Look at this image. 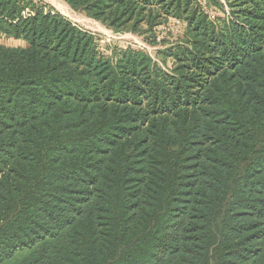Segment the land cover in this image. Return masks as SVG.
<instances>
[{"label":"trees","instance_id":"1","mask_svg":"<svg viewBox=\"0 0 264 264\" xmlns=\"http://www.w3.org/2000/svg\"><path fill=\"white\" fill-rule=\"evenodd\" d=\"M61 1L167 47L0 0V264H264V0Z\"/></svg>","mask_w":264,"mask_h":264},{"label":"rangeland","instance_id":"2","mask_svg":"<svg viewBox=\"0 0 264 264\" xmlns=\"http://www.w3.org/2000/svg\"><path fill=\"white\" fill-rule=\"evenodd\" d=\"M46 4L50 5L55 11H57L62 16L66 17L73 23L77 24L79 27L88 30L100 37L101 42L109 44H119L121 46H132L137 48L145 49L153 58L154 51L160 48H165L167 46H151L144 42L143 38L137 34L132 33H115L111 30L106 29L100 23L95 22L91 19L86 18L81 13L72 11L68 5H66L61 0H43ZM170 30L173 34L180 33V26L177 24L170 23ZM164 33L166 31H163ZM163 33V35H164ZM0 43L6 46H18L20 43L14 41H3Z\"/></svg>","mask_w":264,"mask_h":264},{"label":"built area","instance_id":"3","mask_svg":"<svg viewBox=\"0 0 264 264\" xmlns=\"http://www.w3.org/2000/svg\"><path fill=\"white\" fill-rule=\"evenodd\" d=\"M104 43H105V41H104Z\"/></svg>","mask_w":264,"mask_h":264}]
</instances>
